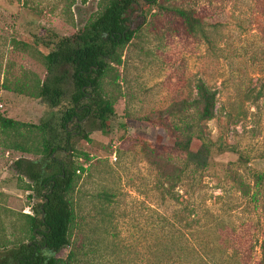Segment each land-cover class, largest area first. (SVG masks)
<instances>
[{
  "label": "rangeland",
  "instance_id": "1",
  "mask_svg": "<svg viewBox=\"0 0 264 264\" xmlns=\"http://www.w3.org/2000/svg\"><path fill=\"white\" fill-rule=\"evenodd\" d=\"M102 6V0H0V116L26 125L58 117L26 94L33 79L44 76L35 53L43 50L13 53L9 40L30 41L29 34L43 30L68 37ZM139 6L143 13L133 23L135 13L129 17L128 27L136 30L114 67L116 84L109 78L102 86L113 99L108 127L95 130L86 119L81 136L68 127L72 152L65 156L83 172L75 173V225L70 244L55 256L61 261L73 249L80 264H166V252L154 247L155 233L161 226L166 233L175 205L166 200L161 176L166 131L157 118L192 101L197 82L214 94V117L200 124L212 147L210 168L189 176L177 189L180 200L194 207L199 225L210 211L213 227L230 233V244L245 249L249 241H264V0H155ZM170 7L191 9L200 26L187 34ZM18 158L39 156L0 147V241L7 248L26 242L22 215L31 216V206L40 202V196L18 190L10 168Z\"/></svg>",
  "mask_w": 264,
  "mask_h": 264
},
{
  "label": "trees",
  "instance_id": "2",
  "mask_svg": "<svg viewBox=\"0 0 264 264\" xmlns=\"http://www.w3.org/2000/svg\"><path fill=\"white\" fill-rule=\"evenodd\" d=\"M102 2L97 16L68 37L43 30L29 34L30 41L10 39L8 42L13 53H28L32 46L43 50V54L35 53L44 76L42 80L34 78L26 94L39 99L49 111H56L58 117L26 125L0 116V147L39 156L37 160L18 158L11 162L18 190L40 196V202L31 206L32 215H22L26 242L7 248V243L0 241V264H80L73 249L65 260L55 258L70 244L75 225L72 202L78 180L75 173L83 172L81 166H74L65 156V152H72L71 133L81 136L82 124L73 127L74 120L87 119L101 132L108 127L113 99L103 93L102 86L109 78L114 85L118 79L114 67L120 65L121 51L136 30L128 29L129 17L135 13L131 18L133 23L143 13L139 5L155 4V0ZM137 9L140 13H136ZM167 11L181 22L187 34L200 26L191 9L170 7ZM194 89L192 101L174 104L166 111V118H157L166 131V170H162L161 176L166 178V200L175 207L166 216V233L163 226L162 232L155 233L154 247L156 252H166V264H180L185 258H190V264H264V241H249L245 249L230 244V233L226 231L223 235L213 227L215 217L210 211L205 209L203 223L199 225V220H194V207L180 200L177 189L189 176L200 175L210 168L212 147L200 124L214 117V94L201 82ZM82 249L79 246L78 250ZM208 254L212 255L211 259Z\"/></svg>",
  "mask_w": 264,
  "mask_h": 264
},
{
  "label": "flooded vegetation",
  "instance_id": "3",
  "mask_svg": "<svg viewBox=\"0 0 264 264\" xmlns=\"http://www.w3.org/2000/svg\"><path fill=\"white\" fill-rule=\"evenodd\" d=\"M81 124H83V121H76L74 120V125L73 127H77V126H80ZM79 132V130H77V133Z\"/></svg>",
  "mask_w": 264,
  "mask_h": 264
},
{
  "label": "water",
  "instance_id": "4",
  "mask_svg": "<svg viewBox=\"0 0 264 264\" xmlns=\"http://www.w3.org/2000/svg\"><path fill=\"white\" fill-rule=\"evenodd\" d=\"M128 29H129V27H128Z\"/></svg>",
  "mask_w": 264,
  "mask_h": 264
}]
</instances>
